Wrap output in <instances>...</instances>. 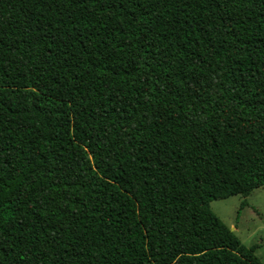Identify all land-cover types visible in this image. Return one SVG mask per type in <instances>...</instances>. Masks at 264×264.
<instances>
[{"label":"trees","instance_id":"16d2710c","mask_svg":"<svg viewBox=\"0 0 264 264\" xmlns=\"http://www.w3.org/2000/svg\"><path fill=\"white\" fill-rule=\"evenodd\" d=\"M261 187L264 0H0V264H263Z\"/></svg>","mask_w":264,"mask_h":264},{"label":"rangeland","instance_id":"374dc122","mask_svg":"<svg viewBox=\"0 0 264 264\" xmlns=\"http://www.w3.org/2000/svg\"><path fill=\"white\" fill-rule=\"evenodd\" d=\"M210 209L244 246L255 247L254 254L264 264V187L246 197L213 200Z\"/></svg>","mask_w":264,"mask_h":264}]
</instances>
